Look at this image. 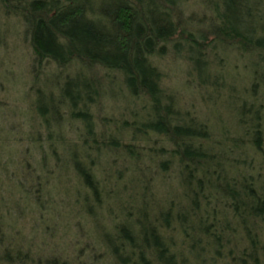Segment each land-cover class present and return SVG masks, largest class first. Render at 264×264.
Here are the masks:
<instances>
[{"label":"trees","instance_id":"1","mask_svg":"<svg viewBox=\"0 0 264 264\" xmlns=\"http://www.w3.org/2000/svg\"><path fill=\"white\" fill-rule=\"evenodd\" d=\"M0 264H264V0H0Z\"/></svg>","mask_w":264,"mask_h":264}]
</instances>
